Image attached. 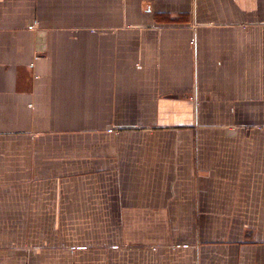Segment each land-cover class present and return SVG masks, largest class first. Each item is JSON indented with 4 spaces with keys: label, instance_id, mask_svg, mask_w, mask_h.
<instances>
[{
    "label": "crops",
    "instance_id": "0c3cea01",
    "mask_svg": "<svg viewBox=\"0 0 264 264\" xmlns=\"http://www.w3.org/2000/svg\"><path fill=\"white\" fill-rule=\"evenodd\" d=\"M0 264H264V0H0Z\"/></svg>",
    "mask_w": 264,
    "mask_h": 264
}]
</instances>
